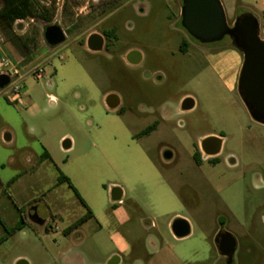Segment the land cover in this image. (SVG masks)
Listing matches in <instances>:
<instances>
[{
	"label": "rangeland",
	"instance_id": "1",
	"mask_svg": "<svg viewBox=\"0 0 264 264\" xmlns=\"http://www.w3.org/2000/svg\"><path fill=\"white\" fill-rule=\"evenodd\" d=\"M30 1L31 16L12 25L0 17V55L23 67L46 66V74L26 76V105L0 94V164L10 154L20 157L37 150V139L47 140L56 157L71 159L62 172L80 186L96 219L71 236L61 234L65 223L86 211L64 183L72 218L56 220L57 234L41 231L42 225L29 219L32 227H24L0 244V264H16L19 259L29 264H109L118 234L132 248L122 254L119 264H147L151 257L153 264H227L209 238L221 223L238 239L241 260L236 264H264V124L252 118L238 87L228 89L204 53L180 50L184 38L205 52L231 43L230 37L214 43L191 37L181 23L183 0ZM2 5L0 0V9ZM223 6L232 25L234 14L230 15L229 4ZM241 14L239 10L236 17ZM52 24L65 33L59 46L49 45L44 37ZM112 29L116 34L111 38L112 51L100 60L87 57L84 65L68 49H88L91 34L105 35ZM127 48L143 54L138 66L127 62V53L123 54ZM108 89L124 100L122 113L108 108L103 94ZM183 96L197 104L176 111L157 131L134 138L159 117L161 107L181 108ZM221 129L225 140L220 161L195 166L191 153L202 135L222 133ZM6 133L14 138L6 140ZM65 133L75 137V149L63 147L60 137ZM141 149L155 156L169 149L179 152L166 165V176L179 200H166L158 176L140 158ZM17 171L14 166L0 167L1 189H7L6 181ZM56 174L51 167L43 168L40 187L52 185ZM113 183L132 188L136 198V202L126 199V219L120 220L114 212ZM18 188L21 198L16 196L14 201L21 208V199L33 191ZM40 210L49 219V202ZM176 213L192 219V233L178 242L168 233Z\"/></svg>",
	"mask_w": 264,
	"mask_h": 264
},
{
	"label": "crops",
	"instance_id": "2",
	"mask_svg": "<svg viewBox=\"0 0 264 264\" xmlns=\"http://www.w3.org/2000/svg\"><path fill=\"white\" fill-rule=\"evenodd\" d=\"M235 2L234 3L236 6H233L232 0H222L221 1L222 5H223V3L225 6H227V4H229L230 15L234 14L233 22L237 18L236 16H237L239 10L242 12V14H245V13L253 14L257 18L258 23H259V35L262 39H264V0H235ZM224 10H225V8H224ZM103 36L105 38V35H103ZM61 44H59V45H61ZM107 44H108V47H106ZM59 45H57V46H59ZM68 49H70V51L85 65L87 57H92L96 60H100V58L104 57L107 53L111 52L112 51V41L106 40V38H105L104 47L100 51H93V50L89 49V47H88V49H85V50L80 49V48H68ZM207 49L208 50L204 52L202 48L196 47L194 44L189 42V47H188L187 52H189V50H195L198 53H200V52L204 53L205 60H206L207 64L209 65V67L212 68V70L215 71L219 75L220 80L225 84V86L228 89L234 90L236 87H238L239 73H240L242 63H243V53L240 50H238L237 48L233 47L231 45V43L221 44L219 46L209 47ZM130 51H133V50H131V48H127L123 54L124 55L126 53L128 54ZM135 51H138V50H135ZM138 52L141 55V59L139 62L131 63L126 58L127 62L132 64V65L138 66L143 61V54L140 51H138ZM187 52H185V53H187ZM127 54H126V56H127ZM44 68H45V74H46V66ZM103 94H104L105 101H106V104H107L109 109L116 111L118 113L123 112L125 102L117 91L108 89V90H104ZM111 95H115L116 97L108 100V98ZM187 95H189V94H187ZM187 95H184V96H187ZM184 96H183L184 100H186L187 98H190L193 100V106L191 108L184 109L181 106V108L175 107L174 109H167V108L161 107L160 111H159V117L156 118L151 123V124L156 123V127L152 131H150L149 133L138 136V134L142 130H144L145 128H147L148 126L151 125V124H149L146 127H144L139 133L135 134L134 138H141L143 136L151 134L154 131H157L159 129L160 125L163 122L168 121V119L174 113H176V111L180 112L181 111L180 109L190 110L197 104V101H195L193 98L184 97ZM51 97H53L54 101H56L55 96H51ZM26 99H27V90H26V87L24 85V98L19 102H15V104L26 105V102H28V100L26 101ZM184 100L182 101V104H183ZM110 104H117V106L111 107ZM240 113H241V118H243V120H246L247 116L241 108H240ZM220 132H222V133H217L216 131H208L202 135L203 139L201 140L200 144L196 145L195 149L191 153V158L193 159V163L195 166L201 167L205 162H208V163L215 165L220 161L219 160V153H220L221 149H220L219 153H217L216 155H207V154H205V152L203 151L202 146H201L202 141L205 138L210 137L209 135L213 134V135H216L215 137L221 138V140H222L221 148H222L223 141L225 140V135H223V133L225 131H224V129H221ZM13 138H14V135L12 133H6L5 134L6 140L11 141ZM36 141H38V143H39V148L37 147V150L35 148V149L30 150L29 152H26L24 154L21 153L20 157L14 156V154H10V155H8L7 161L2 162L0 164L1 168H5L7 166H14L18 170L14 176L10 177L6 181L7 189H1L0 188V233H1L0 238H2L6 234V228L15 226L22 219L26 223V225L24 227H26V226L32 227L30 225V222H29V219H30L29 214H30V212L33 211V208H35L38 215L45 220L44 224H39V225H42V228H40L41 231H43V232L52 231V232H56L55 234H57L58 225L56 223V220L57 219L65 220V218L68 216V214L73 210L71 208V206H69L70 204L67 203V200L64 196V192H63V184L64 183H66L68 185V187L74 192L76 198L81 203V205L85 208L86 211H84V213H82L81 215L75 217V219H73L72 221L65 223V225H63V227L61 228V234L64 237L71 236L83 224H85L86 222H88L91 219H96V214H95V211H94L91 203L84 196L80 186L73 181L72 176L69 175L68 177L71 180L73 186L78 191V193L85 200L86 205L82 203V201L79 199L76 192L69 185L68 182H66V181L59 182V180H58L60 173L62 172V167L65 166L66 164H68L69 161H71V159L70 158L65 159V158L56 157V155L54 154V151L52 149V145L49 144L47 142V140H45L43 138H39ZM60 141H63V143L69 142L70 146L68 148L64 147V145H63V147L65 149H69V148L75 149V147H76L75 137L72 135H69L68 133L62 134L60 137ZM197 151H199V153H200V155H199L200 162H197L195 159V153ZM45 152H47L49 154V156L43 158L42 155ZM179 155L180 154L177 150L171 151L170 149L168 151L164 152L163 156L161 154H158L157 156H155L148 149H141L140 150L141 160H143L145 162V165L158 176V178H159L158 181H159L161 188L166 190V196H167L166 200L168 199V200H171L173 202L176 201L175 199L179 200V197L176 196L177 194H175V192L171 188L174 183L166 176V165L174 162ZM84 158H87V155L86 156L84 155V157H82V159L75 158L72 160L79 162V159H80L81 164H82L81 167L84 169L86 167L85 163H83ZM213 158H217V161L212 162L211 160ZM45 167H47V168L51 167L52 169H55L57 174L55 175V181L52 183V185H50L49 187H46L44 189V188L40 187V184L43 181V178L41 177V172H42L43 168H45ZM20 185L24 186V188L26 190H32L33 191L31 193H28V197L21 199V202L23 204V206L21 208L14 201L15 199H17V197L21 198L19 188H18ZM112 185L114 187H112L111 191H110L111 192V198H112L113 188L117 187L121 190V198L120 199L115 200L112 198L114 212L116 213L117 217L119 216L118 218L120 220L126 219L128 217V213L124 207V204L126 203V199L129 198V199L134 200V202H136V198L133 195V190H132V188H129V187L125 186L124 184L113 183ZM106 189L109 190V188H106ZM45 201L49 202V204L51 206V213H50V216L48 217L49 219L45 218L44 216H46V215L43 216L41 214V210H40L42 204H44ZM88 209H90L92 211L93 215L91 217L87 218L83 223H81L74 230H72L68 234H65L63 232V230L68 228L69 226H71L75 222H77L80 218H82L88 212ZM68 218H72V216L71 217L68 216ZM173 218H174V220L172 222L170 220L168 223V233L170 234L171 238L174 241H177V242L183 241L182 240L183 238L188 237L192 233V219H191V217H189L185 214H179V213H176ZM178 218L186 220L190 226V233L185 237L176 236L172 230L173 222ZM51 220H53V223H51ZM3 231L5 232L4 234H3ZM220 231H227V232H230L231 234H233L229 229L226 228L224 223L218 224V226L215 227L214 232L211 234L212 236L211 237L209 236V238L213 241V244L216 247V249H217V246L215 243V238ZM17 232H15L12 235H10L9 237H7L4 241L0 242V244L5 242L7 239H9L11 236L16 234ZM234 237L236 238L235 235H234ZM236 240H237V249H236V252L234 254L233 261L231 263L228 262L227 256H224L219 252L220 255L225 258L227 264H236L237 261L241 260L240 259L241 255L238 253V251L240 250V245L238 243L237 238H236ZM131 249L132 248H131L129 242L125 239V237L122 236L121 234H118L116 237V246H115L114 250L111 252L109 258L111 260L112 258L117 257L119 259V261L116 264H119L123 258L122 254L130 251ZM217 251H219V250L217 249ZM235 257H236V259H235ZM20 260H25V259L17 260L16 264ZM25 261L27 262V260H25ZM153 261H154V259L151 257L147 260V264H153ZM27 264H29V263L27 262ZM109 264H110V261H109Z\"/></svg>",
	"mask_w": 264,
	"mask_h": 264
},
{
	"label": "water",
	"instance_id": "3",
	"mask_svg": "<svg viewBox=\"0 0 264 264\" xmlns=\"http://www.w3.org/2000/svg\"><path fill=\"white\" fill-rule=\"evenodd\" d=\"M181 23L188 34L201 43H214L229 36L231 44L243 53V63L239 73L238 91L242 97L250 115L254 120L264 124V39L259 35V23L251 13L238 16L232 25L226 19L224 7L220 0H183L181 8ZM46 42L51 46H57L65 41L63 29L56 24L49 25L44 33ZM105 44V38L100 33H93L88 37L87 45L93 51H100ZM127 60L137 63L141 59L138 51H130ZM9 83L6 75H0V87ZM111 95L109 99L115 98ZM111 107L117 104H110ZM193 106V100L187 98L182 107L189 109ZM222 140L219 137L210 136L202 141V149L207 155H216L221 149ZM64 147L70 146L69 142L63 143ZM112 198H121V190L113 188ZM29 217L35 223L44 224L45 220L36 212L35 208ZM172 230L178 237H185L190 233V226L186 220L178 218L173 222ZM215 243L219 252L228 257V262L233 261L237 249V240L233 234L220 231ZM114 257L110 264L118 263ZM17 264H27L20 260Z\"/></svg>",
	"mask_w": 264,
	"mask_h": 264
},
{
	"label": "trees",
	"instance_id": "4",
	"mask_svg": "<svg viewBox=\"0 0 264 264\" xmlns=\"http://www.w3.org/2000/svg\"><path fill=\"white\" fill-rule=\"evenodd\" d=\"M32 13H33V10H32L30 0H3V5H2V8L0 9V17L4 18L11 25L14 24L19 19H24V18H27L28 16H31ZM104 34L107 36V38L110 41H111V38L116 37L114 29L104 31ZM106 47H108V44L106 45ZM188 47H189V41L184 38L181 41L180 50L182 52H187ZM155 127H156V123L151 124L150 126L145 128L144 130H142L138 134V136L149 133ZM199 155H200V153H199V151H197L195 153V159L197 162H200ZM48 156H49V154L47 152L43 153V155H42L43 158L48 157ZM211 161L216 162L217 158H213ZM58 180H59V182H63V181L68 182L69 185L74 189V191L76 192L77 196L82 201V203L86 205L85 200L81 197V195L78 193L76 188L73 186V184H72V182L68 176H66L65 174H63L61 172ZM92 215H93L92 211L90 209H88V212L82 218H80L77 222H75L74 224H72L68 228L64 229L63 232L65 234H68L69 232L74 230L76 227H78L81 223H83L87 218L91 217ZM25 225H26V223L22 219L15 226L6 228V234L2 238H0V242L4 241L7 237H9L13 233L22 229Z\"/></svg>",
	"mask_w": 264,
	"mask_h": 264
},
{
	"label": "built area",
	"instance_id": "5",
	"mask_svg": "<svg viewBox=\"0 0 264 264\" xmlns=\"http://www.w3.org/2000/svg\"><path fill=\"white\" fill-rule=\"evenodd\" d=\"M45 74V68L37 65L34 67L20 66L12 62L5 54L0 55V75H6L9 78V83L0 87V94L6 95L15 103L24 98V80L27 75H33L40 78ZM54 102V98L51 97Z\"/></svg>",
	"mask_w": 264,
	"mask_h": 264
}]
</instances>
